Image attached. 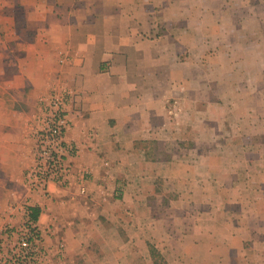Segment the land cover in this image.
Instances as JSON below:
<instances>
[{"label":"crops","instance_id":"crops-1","mask_svg":"<svg viewBox=\"0 0 264 264\" xmlns=\"http://www.w3.org/2000/svg\"><path fill=\"white\" fill-rule=\"evenodd\" d=\"M25 6V21L11 17L0 23L15 27L13 36L0 38V226L19 222L20 213L9 217V207L31 197L43 239L52 248L48 264H156L147 247L150 236L166 240L154 243L163 264H264V131L254 129L264 125V100L261 112L246 111L238 119L239 139L225 151L197 152L214 163L207 161L211 175L203 172L199 179L217 184L221 204L231 201L236 207L235 221L212 212L216 209L193 210L196 175L189 186L190 217L155 216L145 197L146 187H153L148 176L156 169L140 157L137 141L161 135L162 123L170 129L209 123L207 113L201 119L192 111L183 114L180 102L162 105L166 91L185 93L183 102L192 107L193 70L184 69V83H171L168 62L177 59L179 34L191 42L186 16L200 9L194 0H30ZM167 8L180 18L163 36L148 35ZM59 50L69 54L63 64L57 62ZM59 86L73 92L65 134L77 148L71 181L66 187L50 183L46 196L30 194L23 182L31 159L28 129L38 97ZM253 90L255 96L264 92L260 86ZM208 103L200 106L202 113ZM174 236L189 241V253H176L183 247ZM59 242L64 253L57 259Z\"/></svg>","mask_w":264,"mask_h":264},{"label":"rangeland","instance_id":"rangeland-1","mask_svg":"<svg viewBox=\"0 0 264 264\" xmlns=\"http://www.w3.org/2000/svg\"><path fill=\"white\" fill-rule=\"evenodd\" d=\"M28 3L30 0H0V23H5L6 18L11 17L17 23L25 21V4ZM194 4L197 5L195 8L200 9L190 11L186 16L191 26V42L186 43L185 34H179L177 59L168 62L171 63V83H184V69L193 70L188 79L192 86V107L185 106L183 99L187 95L181 92L171 95L170 92L163 91L162 105L168 107L180 102L178 105L182 111H192L194 119H201L207 113L209 123L196 122L192 126L181 123L177 129H170L169 124L162 123L161 135L137 141L140 157L153 162L152 167L156 169L153 176H148L149 182L153 181V187H146L145 197L155 216L168 219L170 214L176 213L190 217L188 214L193 206L189 202V186L192 175H196L199 187H196L197 206L193 210L205 213L207 209H216L212 212H217L218 215L220 211L225 212L235 221L236 207H233L231 201L226 206L221 204V192L218 195L214 188L217 184L211 182L203 185L199 179L203 172L205 176L210 174L206 173V163L211 161L197 152L225 151L226 144H233L239 139L238 119H241L242 114L246 111L247 114L261 112L264 92L255 96L253 87L264 88V0H194ZM171 10L167 8L160 12L158 19L161 26L151 27L148 35L163 36L171 25L170 22L180 18L179 15L174 18L175 14ZM13 29L15 27L1 26L0 38L13 36ZM256 38L262 39L259 43H251ZM172 45L169 53L176 51ZM259 73L263 75L257 76ZM233 85L235 88H231ZM162 88L165 90L164 86ZM206 101L209 102L208 109L202 113L200 106L205 105ZM254 129L264 131V125ZM259 137L261 138L260 135ZM193 168L196 174H193ZM236 176L239 177V174ZM166 238L169 240V237ZM170 238L178 239L179 245L183 247L176 251L179 256L190 252L187 239L179 236ZM156 242L163 244L166 240L155 241L153 237H147V247L152 259L156 264H163L164 257L154 247ZM151 247L154 249L153 254Z\"/></svg>","mask_w":264,"mask_h":264},{"label":"built area","instance_id":"built-area-1","mask_svg":"<svg viewBox=\"0 0 264 264\" xmlns=\"http://www.w3.org/2000/svg\"><path fill=\"white\" fill-rule=\"evenodd\" d=\"M68 60L69 54L59 50L57 62L63 64ZM72 102L73 92L65 86L51 87L38 97L37 112L28 129L31 159L23 174L30 194L46 196L50 183L60 187L70 184L71 158L77 148L66 140L65 134L70 125ZM80 176L84 180L85 175ZM79 192H86L83 185L79 184ZM30 198L9 207L8 216L20 213L19 222L7 221L0 226V264H48L52 248L43 239L37 216H32L34 207ZM63 253L64 245L59 242L53 256L60 259Z\"/></svg>","mask_w":264,"mask_h":264},{"label":"trees","instance_id":"trees-1","mask_svg":"<svg viewBox=\"0 0 264 264\" xmlns=\"http://www.w3.org/2000/svg\"><path fill=\"white\" fill-rule=\"evenodd\" d=\"M38 215V212L34 209L33 211H32V216H33V218H36V216ZM151 253L153 254L154 253V249L151 247Z\"/></svg>","mask_w":264,"mask_h":264}]
</instances>
